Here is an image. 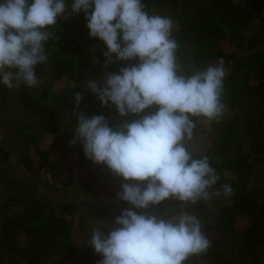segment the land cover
<instances>
[{
  "label": "trees",
  "instance_id": "16d2710c",
  "mask_svg": "<svg viewBox=\"0 0 264 264\" xmlns=\"http://www.w3.org/2000/svg\"><path fill=\"white\" fill-rule=\"evenodd\" d=\"M144 3L149 12L161 14L165 9L170 12L173 36L180 46L179 63L186 67L204 66L224 59V103L234 110L214 127L206 119L196 118L190 150L197 156L207 155L220 176L211 191H219L227 183L234 195L212 196V207L201 219V229L211 246L185 264H264V200L262 190L253 183L255 166L264 162V23L259 34L253 37L243 34L255 16L264 14V0H144ZM67 11L70 10H66L67 18L57 20V37L46 45L49 62L38 65L36 70L39 79L49 70L52 82L39 92L21 95L20 104L39 120L17 125L26 154L17 164L32 177L49 174L53 182L66 186L86 182L71 176V160L87 168L88 186L95 189L101 183L95 180L94 163L84 156L82 146L71 145L74 155L70 160L62 150V143L75 128V115L81 111L88 116L104 115L113 126L139 117H120L114 106H102L87 88L89 79L118 72L125 65L118 62L105 68L103 42L89 38L83 12L67 15ZM62 82L65 85L60 89ZM77 92L83 94V99L74 108ZM242 134L253 135L243 149L239 147ZM0 159V181H3L12 162L1 143ZM118 178L120 185L124 183ZM10 183L8 179L6 188ZM12 185V191L0 195V264H43L48 247L58 251V264H100L102 256L87 245L90 231L83 217L77 223V201L70 198L57 204L54 198L34 197L22 183ZM105 191L109 202L129 205L120 201L114 190ZM173 204L179 202L166 200L151 210L161 214L167 205ZM14 206L19 208L13 209Z\"/></svg>",
  "mask_w": 264,
  "mask_h": 264
},
{
  "label": "clouds",
  "instance_id": "9594fccd",
  "mask_svg": "<svg viewBox=\"0 0 264 264\" xmlns=\"http://www.w3.org/2000/svg\"><path fill=\"white\" fill-rule=\"evenodd\" d=\"M66 10L83 12L89 38L106 47L105 68L125 65L89 79L87 88L120 117H139L113 126L104 115H75L70 143L125 181L117 197L131 206L112 223L91 227L87 245L102 256L100 264H185L211 246L200 218L187 210L151 209L170 199L183 206L234 195L227 183L211 191L220 176L207 155L189 147L196 118L219 124L229 111L225 61L179 63L172 17L149 12L144 0H0V84L10 90L42 84L37 66L49 62L46 45L57 37V20L67 18ZM82 99L75 93L73 107Z\"/></svg>",
  "mask_w": 264,
  "mask_h": 264
},
{
  "label": "rangeland",
  "instance_id": "374dc122",
  "mask_svg": "<svg viewBox=\"0 0 264 264\" xmlns=\"http://www.w3.org/2000/svg\"><path fill=\"white\" fill-rule=\"evenodd\" d=\"M161 15L170 16L168 10L161 12ZM264 23V14L261 16H255L243 31L245 37H253L260 33V30ZM5 71H15L14 69L6 68ZM42 84L37 88H25L10 90L6 86L0 84V143L10 155V161L12 165L8 168V172L5 174L6 179L0 181V195L6 191V193L12 191L13 183H22L32 191L33 196L54 198L58 203L62 201H69L73 198L79 204V213L77 216V223L79 218H82L86 229L90 231L91 227L105 222L110 224L114 221V218L121 214L124 209L130 208V205L120 206L116 203H111L107 200L105 189H111L115 192L120 191L119 178L113 175L110 170L104 165L94 164L95 180L101 183V186L90 188L88 184L90 181L87 179L88 170L85 167L77 166L76 163L71 161L73 154V148L70 141L73 139V130L69 133L65 141L62 143V150L68 154L69 169L72 171L71 176L83 179L79 185L66 186L61 183L53 182L49 174H44L39 178L28 175L17 162L20 158L24 157L25 151L22 145V140L19 136V129L17 125L22 122L38 121L39 118L35 116L31 111L27 110L22 104H20L21 95L28 92H39L44 86L52 82V74L48 70L46 75L41 79ZM65 85L61 83L60 89ZM234 110L228 111L225 118L230 117ZM242 112V111H240ZM223 119V120H224ZM207 121V120H206ZM210 126L214 127L217 124L213 121H207ZM242 133H244L242 131ZM252 134H242L239 147L241 149L246 148L252 141ZM190 147V142H189ZM1 163V159H0ZM6 164V163H4ZM8 179L11 181L9 187L6 188V182ZM15 181V182H13ZM125 182V181H124ZM128 183H134L128 181ZM253 183L256 187L260 188L263 193L264 200V162L257 164L253 172ZM108 195V194H107ZM212 200L201 201L196 205H167L161 214H174L182 210L190 211L196 214L200 220L204 217L206 211L212 207ZM19 206L13 207L18 209ZM139 211V210H137ZM107 231L106 228L103 229ZM60 255L54 247H48L46 256L43 259V264H58Z\"/></svg>",
  "mask_w": 264,
  "mask_h": 264
}]
</instances>
